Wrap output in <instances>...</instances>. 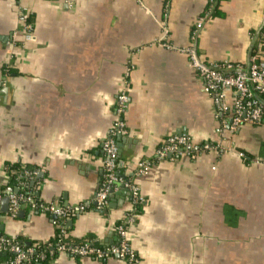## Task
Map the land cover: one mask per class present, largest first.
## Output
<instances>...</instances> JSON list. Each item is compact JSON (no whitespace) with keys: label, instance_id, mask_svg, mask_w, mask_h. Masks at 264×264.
I'll return each mask as SVG.
<instances>
[{"label":"crops","instance_id":"obj_1","mask_svg":"<svg viewBox=\"0 0 264 264\" xmlns=\"http://www.w3.org/2000/svg\"><path fill=\"white\" fill-rule=\"evenodd\" d=\"M214 1L211 15L210 0H0V190L6 166L19 162L36 169L27 180L34 199L87 207L63 222L72 245H117L115 227L129 214L131 264H264V121L232 129L231 113L214 109L185 54L192 49L205 66L244 64L264 0ZM18 8L30 17V42ZM124 79L116 173L141 203L118 186L99 211L102 144ZM183 135L210 150L157 159L167 137ZM140 162L148 170L139 176ZM4 199L0 237L26 247L55 238L52 215L23 207L11 220ZM36 264L129 263L55 253Z\"/></svg>","mask_w":264,"mask_h":264},{"label":"built area","instance_id":"obj_2","mask_svg":"<svg viewBox=\"0 0 264 264\" xmlns=\"http://www.w3.org/2000/svg\"><path fill=\"white\" fill-rule=\"evenodd\" d=\"M211 3V0H210ZM18 21L21 25L23 40L30 42L33 39L32 25L26 22L27 12L18 8ZM205 18H199L196 27L201 28ZM160 29L162 30V25ZM264 28V27H263ZM166 32L161 34L160 40H164ZM188 63L203 80V91L210 98L214 109L220 113H231L230 127L235 129L242 124H257L264 121V105L259 103L252 95L248 82L251 84L253 92L264 102V60L258 50L254 56H250L248 73L245 72L246 65L233 63H212L202 65L196 59L192 49L185 50ZM126 71H129L128 69ZM127 81L124 79L118 89L115 101L116 121L108 132V138L102 144L103 150V179L94 196L95 208L99 211L106 209L108 205L109 194L116 190L118 186L125 187L131 195L132 204L141 203L139 190L129 181L120 178L116 173L117 148L114 143L116 135H124L126 126L123 121V115L128 108ZM210 150L208 145L196 146L186 136H169L156 149L157 159H163L168 155H183L195 158L202 152ZM242 157V154H239ZM148 170V164L140 162L136 167V175H143ZM36 175L35 172L27 170L18 175V179H30ZM6 198L8 201V218L13 220L17 217L19 210L28 207L32 211H39L50 214L54 217V225L57 227V241L52 256L57 254H68L72 258H107L118 256L122 260L131 264L134 257L129 249L126 240V229L132 223V216L128 214L126 219L115 227L119 236V243L115 246L100 250L96 246L84 243L80 245H70L65 241V231L63 222L70 217L84 212L87 207L79 205L73 208H61L51 203L36 201L31 194L23 195L15 192L8 185H4L0 191V201ZM0 253L12 255L1 264H31L40 263L46 259L43 253H39L37 248H23L14 239L0 237Z\"/></svg>","mask_w":264,"mask_h":264},{"label":"trees","instance_id":"obj_3","mask_svg":"<svg viewBox=\"0 0 264 264\" xmlns=\"http://www.w3.org/2000/svg\"><path fill=\"white\" fill-rule=\"evenodd\" d=\"M216 2L211 0V3L209 6L210 8V13L211 15L216 14V7H215ZM26 22L30 23V17L29 15L26 17ZM31 24V23H30ZM254 36V33L253 35ZM260 51L261 55H264V28L260 31L259 35L256 38V41L252 47L251 50V56H254L257 51ZM260 98V97H259ZM27 170L29 172H35L36 169L34 167H29L24 164H21L19 162L12 163L6 166L5 169V175H6V185L10 186L12 190H15L18 188V193L23 194V195H28V186H27V178H19L18 175L22 173V171ZM3 188L0 190L2 191ZM36 201H39L38 198L35 199ZM58 233V230L56 232V235ZM55 235V238L50 243L42 244V243H33L32 245L26 247L23 245L22 242H20L18 239H14L18 244H20L23 248H37L39 253H43L46 256V259L43 261L45 262L48 260V258H51L50 254L53 253L57 241V236ZM70 244V243H68ZM72 245V244H70ZM55 254V253H54ZM12 255L8 253H0V264L3 263L5 260L10 258ZM31 264H36V263H31Z\"/></svg>","mask_w":264,"mask_h":264},{"label":"water","instance_id":"obj_4","mask_svg":"<svg viewBox=\"0 0 264 264\" xmlns=\"http://www.w3.org/2000/svg\"><path fill=\"white\" fill-rule=\"evenodd\" d=\"M263 27H264V17H263V21H262V23H261V25H260V27L256 30V32H255V34H254V37H253V39H252V44H251V46L249 47V49H248V53H247V56H246V62H245V65H246V70H245V72L246 73H248V66H249V60H250V56H251V50H252V47H253V45H254V43H255V41H256V38H257V36L259 35V33H260V31L263 29ZM248 85H249V87H250V89H251V92H252V95H253V97L259 102V103H261L262 105H264V102L253 92V90H252V87H251V84L248 82ZM15 192H18V190L16 189V191ZM8 203V201H7V199L5 198L4 199V203ZM5 220V217H2V221H4Z\"/></svg>","mask_w":264,"mask_h":264}]
</instances>
